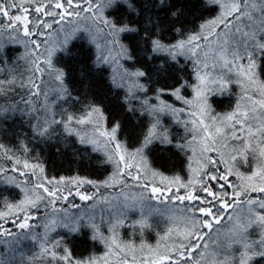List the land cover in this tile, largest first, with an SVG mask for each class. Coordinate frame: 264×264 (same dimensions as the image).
<instances>
[{
    "label": "snow or ice",
    "instance_id": "1",
    "mask_svg": "<svg viewBox=\"0 0 264 264\" xmlns=\"http://www.w3.org/2000/svg\"><path fill=\"white\" fill-rule=\"evenodd\" d=\"M0 264H264V0H0Z\"/></svg>",
    "mask_w": 264,
    "mask_h": 264
}]
</instances>
